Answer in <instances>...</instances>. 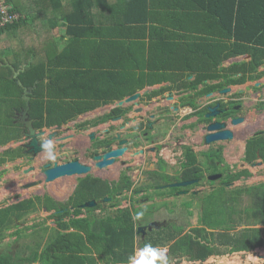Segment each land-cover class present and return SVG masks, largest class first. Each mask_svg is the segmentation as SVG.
<instances>
[{"label": "trees", "instance_id": "obj_1", "mask_svg": "<svg viewBox=\"0 0 264 264\" xmlns=\"http://www.w3.org/2000/svg\"><path fill=\"white\" fill-rule=\"evenodd\" d=\"M8 1L21 14L24 8L18 6L16 0ZM29 1L24 10L28 19L24 17L0 30V44L5 38L27 37L19 48L3 47L1 51L4 59L0 64H5L0 68H6L7 73L0 76V85L5 86L0 88V108L8 109L9 103H18L14 100L16 97L20 101L17 108L7 111L8 119L3 122L6 129L18 124L26 130L17 123L15 114L26 108L22 100L24 88L33 91L29 113L35 119V128L42 130L74 121L97 108L133 96L139 90L168 81L180 80L178 88L191 90H198L208 81H220L217 85L206 84L197 92V96H202L264 78V70L260 71L264 66V0ZM61 27L65 32L56 39L54 32ZM29 34L38 42L31 41ZM51 41L63 42V46L55 51ZM41 49H45L46 58L41 55ZM6 56L14 57L15 61L8 63ZM242 56L251 59L223 67L229 59ZM187 76H195L196 80L190 82ZM9 98L14 101H8ZM2 102L7 104L3 106ZM257 107L258 112L264 111V103ZM18 139L19 136L15 138ZM10 140L11 137L4 138L0 146ZM223 152L224 147H221L219 151L204 154L208 160L206 171L219 172L215 162L217 158L222 166L226 164ZM24 154L23 147L9 149L0 156V166L23 158ZM243 160L251 165L259 160L264 162L263 132L248 139ZM182 168L179 176L162 178L173 184L204 177L198 154L190 148L184 154ZM230 172L229 166L224 174L229 182L253 176L249 169ZM128 180L123 174L122 191L125 185L129 188ZM100 183L91 176L82 179L66 202L45 194L1 208L0 232L21 220L24 214L39 210L54 212L48 218L56 221V228L35 224L19 230L17 235L30 239L31 244H25L22 252H4L0 255V264H128L129 256L136 253L137 239L140 249L146 243L166 247L173 242L172 253L191 260L264 247V228L257 226L264 224V215L258 216L253 210L255 227H245L236 235L234 230L244 220L243 216L246 217L245 208L241 207L238 212L241 217L236 213L232 216V202L228 206L218 198L200 203L203 207L200 225L190 229V233L182 236L183 228L175 233H163L162 230L171 225L167 224L144 237L138 234L137 228L149 222V214L135 220L134 214L139 210L134 207L120 208L121 202L104 203L105 197L116 195L120 190L116 187L121 184L114 187L105 184L104 189ZM263 186L264 183L240 188L234 193L237 196L233 204H239L245 195L253 203ZM163 189L177 190L169 185ZM164 193L159 188L158 195L162 197ZM92 200L98 203L96 207L82 208ZM261 202L264 198L256 201L255 207L259 208ZM218 204L220 210L225 209L220 214L212 210ZM115 206L117 209H113ZM248 218L252 217H246V221ZM145 219L148 221L143 224ZM45 231L47 234L41 235Z\"/></svg>", "mask_w": 264, "mask_h": 264}, {"label": "flooded vegetation", "instance_id": "obj_2", "mask_svg": "<svg viewBox=\"0 0 264 264\" xmlns=\"http://www.w3.org/2000/svg\"><path fill=\"white\" fill-rule=\"evenodd\" d=\"M186 78H188L190 82L196 80L195 76H187ZM219 82L220 81L218 80L208 81L201 84L198 90H191L187 88H178V86H180L181 84L180 80L176 83L173 81H168L163 84L155 85L153 87H147L148 89L145 88L143 90L137 91L140 92V97L133 102L120 106L114 104V107L110 110H106L105 107L109 106L105 105L97 108L94 111L79 116L76 120L67 122L66 124L54 126L51 128H44L42 130L37 129L40 133L39 141L41 146L47 140H51L53 142V150L57 155L58 162L56 161L53 164L50 163V159L47 157L45 151H42L38 155L28 154L27 149L24 148L25 143H22L23 146L21 147L24 148L25 153V156L23 158L32 163V166L29 168L33 167L34 171H32L31 174L33 173V175L38 176V178L33 181L45 179L44 171L46 165L48 164H51L52 168L55 163L62 165L73 161H80L82 164L90 167L89 173L76 175V185L73 191L68 194L67 200L58 201H68L70 197L75 193L79 182L82 179L91 176L92 178L99 180L101 182V186H103L104 189L105 184L107 186L121 184L120 186L116 187L120 189L117 190L118 192L116 193V195L113 197H105L103 199L104 203L113 202L114 205L121 202L120 208H122L124 202H129L127 206L139 209V211L142 209L144 213L149 212L150 215H152L157 209L149 207L143 208L144 203L146 205L148 203H154L156 200H158V198H160V201H162L163 203H166L164 200H166L167 198L172 199L174 198V196L178 197L183 195H190L198 197L205 194L207 191H205V187H203L202 189H196L197 186L202 185L203 182L205 184V181H221L219 179L210 180V176L221 174V190H223L227 195L233 196L234 199L235 196H237L234 195V193H238L240 188L242 189V187H248L250 185L243 184L242 186L235 187V184L238 181L229 182L227 179H224L223 173H209L207 175L206 173H208V171L204 172V177L190 180L197 181L196 185H193L192 188L188 189L187 187H180L181 189H178L173 194L165 192L162 197L158 195L159 188L163 190L164 186L172 184L162 181V176H174L175 173H171L169 169H174L176 172H179L183 169L182 157H184L187 149L190 148L193 152L197 154L201 153V155L204 156V154L212 150L210 149L211 146H216L217 144L220 145L219 143H222H206L207 131L205 128L208 124L217 121H225L229 126H234L232 125V121L240 117L245 118V122H247L249 113L244 114L243 110H241V107H247L245 104V100H243V95L232 94V92L226 95L222 94V90L231 88L230 86L225 87L224 89H218L202 96H197V92L203 90L206 84L217 85L219 84ZM260 88L256 90V94L259 93ZM263 89L264 88H261L262 93L260 91V97L262 100L264 99ZM158 92L160 93L156 95V93ZM209 94H211L212 96L208 97ZM22 100H24L23 96ZM219 104L220 107L217 111L226 110L227 112L225 114L228 116V119H223V116L225 114L217 115L215 119H207L206 116L212 112L211 109H215ZM258 105L259 102L257 103V106ZM21 112L17 114H20ZM259 113L261 115L263 114V112ZM88 114L92 115L81 119V117ZM262 118L257 119L255 123H252V128L250 126V130L253 128L258 130L255 134L259 132L264 133V127L261 124ZM72 123L74 124L71 125ZM55 127L60 128L56 132L50 131V129H53ZM23 140L24 138L22 136V138L17 140V142L21 143V141ZM207 146L210 149L208 151L204 149ZM221 147L222 146L218 147L214 151H219ZM196 148L200 150H196ZM122 149H125V152L123 154L119 156H110L107 158L108 161L113 160V163H109L103 167H99L98 164L104 161L106 154ZM176 156H178V159H176ZM97 157L100 158L97 159ZM39 159H42L43 162H40V165H36ZM173 160H175V162ZM215 163L218 164L219 167L222 166V164L218 162L217 158ZM147 165H149V169H146ZM135 166H140V171L134 173L136 174V176L131 175L130 173L134 171ZM199 167L203 169V171L205 170V168L200 164ZM4 171L5 169L0 170V174ZM145 172L146 176L143 175V173ZM123 174H126V176L129 178V180L126 182L129 188H127L125 185V189L122 191ZM243 180L245 181L247 180V178ZM180 182H188V180H179L175 183ZM137 185H139L140 187L137 188ZM50 186L58 187L59 183H54ZM213 187L214 185H212V188ZM45 188L47 189L46 186ZM9 189L10 187H8V190ZM213 191L214 189H211L208 192L212 193ZM63 194L66 196V191L58 194V197H61V195ZM106 198H109L110 200L105 201ZM243 198L246 201L250 200L247 195L243 196ZM192 200H195V197H192ZM113 209H117V207L115 206ZM98 211L97 213L101 214V210ZM54 222L56 224L55 220ZM154 222L155 225L153 226V231H160L162 227H165L168 224L167 221H163L161 223L156 220H150L148 223H146V225L142 226H148L149 224ZM17 227L19 228V230L23 229H20L18 225ZM192 228L195 227H191L190 229ZM190 229L189 231H184L182 236L190 233ZM17 232L18 231H13V233ZM172 245L173 242H171L166 248V255L168 256L169 264H206L210 258L214 257L211 256L205 260H191L187 256L178 257L174 253H172ZM229 249H232V247H230ZM2 253L3 251L0 252V255ZM8 253L13 254V252ZM229 254H232V252H229L225 255Z\"/></svg>", "mask_w": 264, "mask_h": 264}, {"label": "rangeland", "instance_id": "obj_3", "mask_svg": "<svg viewBox=\"0 0 264 264\" xmlns=\"http://www.w3.org/2000/svg\"><path fill=\"white\" fill-rule=\"evenodd\" d=\"M251 88L252 87H250V90H251ZM261 88H264V84L261 86ZM261 88L259 89V94H260V91L262 93ZM246 102H247V105H251V103H253L254 100H253V98L250 97L249 99H247ZM259 104H260V102H259ZM113 107H114V104L109 105V107H105V109L110 110ZM255 108L257 110V115L260 114L258 112V107H254V106L253 107H249V106L245 107L244 106L243 108L241 107V110H243L244 114L250 113V115L248 117L249 121H253V119H254V114H252V113H253V109H255ZM3 111H5V109H3ZM3 113L0 115V122H2V128L0 130V142H1V140H3L6 137H12V133L15 132V130L6 129V126L3 125V121H2L3 120V117H2ZM90 115H92V114H88L86 116H83V117H81V119L89 117ZM223 119L227 120L228 116L225 114L223 116ZM73 124L74 123H72L71 125H73ZM261 124L264 127V118H263ZM250 125H251V123H250ZM239 138H240V135H239ZM241 142L242 141H240L239 143H241ZM230 143H231V141L225 143L224 145L222 144V146L224 147V152L227 151L231 155V152H233L234 150H232V148L229 147ZM232 143H233V141H232ZM15 145H12V146L17 147V143H15ZM220 146L221 145L217 144L216 146H211L210 149L216 150ZM204 149L206 151L210 150L208 148V146L205 147ZM196 150H200V149L196 148ZM237 151L239 152V149H237ZM237 151L235 150L234 153L231 155V157H233V158L237 156V160L233 161L231 166L227 163L225 164L226 166L225 165L220 166L218 168L219 172H217V173L225 174L226 171L229 169V166H230V171H231L230 173H232V174L236 173L237 171H241L243 169H249L253 173L254 176L252 178H250L247 182H245L244 180H240V181L236 182L235 187L236 186H242L243 184H247V185L263 184L264 183V165L257 164L255 166H250L248 164L243 163L242 162L243 158L242 159L239 158L240 153H238ZM3 152H5V147L0 148V155ZM54 155H55V159L49 160V162L52 164L58 160L57 155L55 153H54ZM206 156L208 157V155H206ZM176 157H177L176 159H178V156H176ZM204 158L205 157L200 154L199 164L205 168L204 171L202 170L203 173L207 169L205 163L208 164V160L206 158L205 159ZM20 159L21 158H19L16 162H10V163H7L6 165L0 167V170L5 169V171L0 174V192H1L0 193V209L5 208L11 204L17 203V201L19 199L27 200L30 198H34L36 196H42L45 193L50 195L52 198H55L58 200H67L68 194H70L73 191V189L76 185L75 178L77 176H73V177H69V178H65V179L64 178L58 179L57 181H54V182H51L48 184H42V185H39L36 187H32L30 189L21 190L20 184L23 185V184H26L30 181H33V180L37 179L38 176L33 175V173L31 174V172L28 174H25L24 170L29 169V167L32 166V163H30L27 160L21 161ZM40 162H43V160L39 159V161H37L36 165H40ZM146 167H147L146 169H149V165H147ZM139 171H140V166H135L134 171H132L130 173H131V175L136 176V174H134V173L139 172ZM169 171L171 173H175L174 169H171V170L169 169ZM148 172H149V170H148ZM13 174L15 175V177L13 176ZM206 174L208 175L209 172ZM143 175L146 176V172L143 173ZM27 177H30V178H27ZM79 179H81V178H79ZM224 179H226V177H224ZM219 180L222 181L221 178ZM162 181H165V179L162 178ZM221 181H217V182L216 181H208V182L205 181V184L203 182L202 185L197 186L196 189H202L203 187H205V191H207L205 194L200 195L198 197L197 196H190V195L189 196L183 195V196H178V197L174 196V198H172V199L167 198L166 200H164L166 203H162V201H160V198H158V200H156L154 203H150V204L148 203L147 205L144 203L143 208L149 207V208L157 209L154 211V213L152 215H150L149 212H145L144 215L146 214V216H148V214H149L150 216L154 217L153 218V217L149 216L148 217L149 221L150 220H156V221H159L161 223L163 221H167L168 224H171L170 226H168L162 230L163 233H167V232L175 233L176 231H179L181 228H183L185 231H189V229L191 227H196L197 225H200L199 217L201 215V211L203 208L201 206V204H203L204 201H207L209 199H217L218 198L224 202L223 204L228 205V206L232 202L231 205L233 206V202H234L233 196L225 195L224 191L221 190V188H222V185L220 184ZM54 183H59V186L58 187L50 186L51 184H54ZM180 183H182V182H180ZM180 183H178V184H180ZM212 185H214L213 188H212ZM45 186L47 187V189L45 188ZM8 187H10L9 190H8ZM138 187H140V186L137 185V188ZM192 187H193V185L187 186L188 189L192 188ZM178 189H181V188L178 187L177 190ZM211 189H214V191L212 193L208 192ZM64 191H66V196L59 198L58 194H60ZM166 192H169L170 194L174 193V191L173 190L171 191L170 189H167ZM255 193H257V192H255ZM260 193L258 194V197H259L258 199H257V196H254V198H253L254 202L253 203L251 202V200H248L246 202H242L241 206L238 207V209H240L241 207L245 208L244 211L246 213V217L251 216L252 218H248L246 221V219H245L246 217L243 216L244 220L240 221L239 226L237 227V229L234 230V233L236 235L240 233V231H239L240 229H244L245 227H248V228L255 227V225L257 223H256V219L252 213L253 210L256 211L258 216L264 215V202L260 203L259 208L255 207V202L256 201L259 202L264 198V186L261 187ZM192 197H195V200H192ZM184 203H185V205H182ZM128 204H129V202H124L122 207H127ZM153 204H154V207H153ZM189 207H191V208L189 209ZM137 210H139V209H137ZM212 210H214L216 213L220 214V212L222 210H225V209L220 210L219 204H218L215 206V208L212 207ZM140 211H142V209ZM140 211H137V212H140ZM238 212H239V210L232 207V216L234 213H236L237 217H241V213H238ZM50 213L51 212H45L44 210H39V211L30 213V214H26V215L24 214L22 216L21 220H18L13 225H12V223L9 224L2 232H0V252L3 251L2 254H4V252H11V253L13 252V254H15V253H18L19 251L22 252V250H24L25 244H31L30 239H27L24 236L19 237L17 235V233H13V231H19V228L17 227V225L20 227V229L23 228L22 230H24V228L30 227V226L35 225V224H38V225H40V227H43V228L44 227L55 228L56 224H53L52 223L53 220L48 218ZM148 220L145 219L142 223L144 224ZM226 223H227V221L224 224H226ZM263 225H260V227L264 228ZM39 232L42 233L41 230H39ZM52 233L53 232H51V234ZM46 234H47V231H45L41 235H46ZM263 236H264V231H263ZM15 237H16V239H15ZM226 247L228 248V246H226ZM162 248H167V247L164 246ZM263 256H264V247H262L261 249L257 248V249H253L250 251H242V252H236V253L232 252V254L225 255V256H219V257L214 256V257L210 258L206 264H213V263H216V264H234V263H237V264H264V257ZM194 264H197V263H194Z\"/></svg>", "mask_w": 264, "mask_h": 264}, {"label": "water", "instance_id": "obj_4", "mask_svg": "<svg viewBox=\"0 0 264 264\" xmlns=\"http://www.w3.org/2000/svg\"><path fill=\"white\" fill-rule=\"evenodd\" d=\"M247 59H249L250 57L247 56ZM264 69V67H262ZM20 83V82H19ZM21 84V83H20ZM262 83L259 81L256 83L257 87H261ZM32 89H27L24 88V95H23V99L26 101V108L24 111H22L20 114H17V121L18 123L22 124L25 128L26 131L23 133L24 134V140L21 141V143H25V149H27V153L28 154H35L38 155L39 153H41L42 151H44V149L42 148V146L40 145V141H39V136L40 133L38 132V130L34 127V119L30 118V101H31V94H32ZM232 92V88H226L224 90H222V94L226 95L228 93ZM212 95L209 94L208 97H211ZM140 97V92H137L135 95L128 97L122 101H119L116 103L117 106L120 105H124L130 102H133L135 100H137ZM173 98V97H171ZM220 107V104L215 108V109H211L212 112L210 114H208L206 116L207 119H211V118H216L217 115L220 114H225L227 111L226 110H221V111H217L218 108ZM245 122V118L240 117L238 119H235L234 121H232V125L237 126V125H241ZM60 127H55L53 129H50V131L52 132H56ZM207 131V135H206V143L207 144H212L215 142H228V141H232L234 140L236 134L233 130L230 129V126L228 125L227 122L225 121H217V122H213L207 125V127L205 128ZM125 152V149L122 150H118V151H112L108 154L105 155L104 161L99 165V167H103L106 164L109 163H113V160L108 161L107 158L110 156H119L121 154H123ZM100 157H97V159H99ZM51 164L46 165L45 167V171H44V175H45V179L44 180H37V181H33L30 183H27L25 185H23L21 188L26 190V189H30L32 187H36L45 183H50L53 181H56L58 179L67 177V176H76V175H83V174H88L90 171V167L82 164L80 161H73L67 164H62L59 165L58 163H55V165L51 168ZM34 171V168H29L24 170L25 174H28L30 172ZM222 177V175H214V176H210V180H218ZM197 183L196 180L193 181H188V182H182L180 184H171L169 185V187L175 188V187H186L189 185H193ZM109 198H106L105 201H109ZM21 199H19L17 201L20 202ZM97 205V202L95 200L93 201H89L87 203H85L82 208H92L95 207ZM54 224V221L52 222ZM155 225V223H151L148 226H140L138 228V233H142L143 235H145L147 233V231H153V226Z\"/></svg>", "mask_w": 264, "mask_h": 264}, {"label": "crops", "instance_id": "obj_5", "mask_svg": "<svg viewBox=\"0 0 264 264\" xmlns=\"http://www.w3.org/2000/svg\"><path fill=\"white\" fill-rule=\"evenodd\" d=\"M16 2L18 3V6H22L23 8H24V10H25V8H27L28 7V3H30V1L28 2V0H16ZM14 6V5H13ZM15 7V6H14ZM24 10L21 12V14L25 17V19L27 20L28 19V15H26L25 13H24ZM18 12H20V11H18ZM29 12V11H28ZM65 32V28L64 27H61V28H58L57 29V31L56 32H54V37L56 38V39H59L60 38V36L63 34ZM37 33H39L40 35H41V32L40 31H37ZM30 35V34H29ZM31 36V41H37L36 40V37L34 36H32V35H30ZM22 40H23V42H24V40H27V37H22V36H17L16 38H12V37H10V38H5L4 39V41H3V43L2 44H0V60H3L4 59V53L3 52H1L2 51V48L3 47H9L10 49H15L16 47L17 48H19V46L22 44ZM38 42V41H37ZM52 44H54V50L56 51L57 49H61V47L63 46V42H58V43H53L52 41H51V45ZM41 51L42 52H40L41 53V55H43L44 56V58H46V52H45V49H41ZM54 52V51H53ZM52 54H56V52H54V53H52ZM247 56H242V57H237V58H231V59H229L228 61H226L224 64H223V67H229L230 65H232L233 63H235V62H240V61H250V59L251 58H249V59H247L246 58ZM250 57V56H249ZM6 59L8 60V63H13V61H15L14 60V57H12V56H6ZM4 64V62L3 63H1L0 64V67H1V65H3ZM264 69L263 68H260V71H263ZM6 73H7V71H6V68H5V70H3V69H1L0 68V76H2L3 74H5L6 75ZM5 78L3 77L2 78V80H4ZM261 83H262V85L264 84V78H262L261 80H259ZM256 83L257 82H247L246 84H244V85H232V86H230L231 88H232V94H242L243 95V100H245V104H246V106H249V107H251V105L252 106H254V107H257V103L258 102H261V103H263V100L261 99V94H259V93H255V91L256 90H258V89H256V88H260V87H257L256 86ZM261 85V86H262ZM4 85H0V88L1 87H3ZM5 87V86H4ZM250 87H252L251 88V90H250ZM148 89V88H147ZM253 98V100H254V102L253 103H251V105H247V99H249V98ZM17 98V97H16ZM16 98H14V100L15 101H18V103H9L8 104V106H9V108L7 109V108H4L5 109V111H3V109L2 108H0V115L3 113V115H2V117H3V122H5L7 119H8V117L6 116V114H7V111H9V110H11V111H13V108H17V106H19L20 105V101L19 100H17ZM126 99V98H125ZM10 100H13V98H9L8 99V101H10ZM13 100V101H14ZM3 103V106H5L7 103H5V102H2ZM9 113V112H8ZM17 113H19L18 112V110L17 111H15V114H17ZM252 114H254V119H253V121H249V118L247 119V122H245V123H243V124H241V125H237V126H230V129L231 130H233L234 132H235V134H236V136H235V138H234V140H232L233 141V143H232V141H231V143L229 144V147H231L232 148V150H236L237 151V149H239V152L238 153H240V159H242V158H244V155H245V151H246V143H247V141H248V139H250V138H252L254 135H255V133L258 131L257 129H255V128H253V129H251L250 130V126H251V128L253 127L252 126V123H255V121L257 120V119H261L262 118V116H263V118H264V112H263V114L261 115V114H259V115H257V110H256V108L255 109H253V113ZM251 114V115H252ZM249 115H250V113H249ZM249 117V116H248ZM263 118H262V120H263ZM250 123H251V125H250ZM7 129H12V130H15V132H13L12 133V136L13 137H11V140H10V142L9 143H7L4 147H5V151H7V150H9V149H13V150H17V149H19L21 146H23L22 145V143H18L17 144V147H15L16 145H15V143L17 142L16 140H15V138L16 137H20V138H22V135H23V138H24V128H21L18 124H16V126H14V127H12V128H7ZM15 135V136H14ZM239 135H240V138H239ZM245 136V137H244ZM244 137V138H243ZM240 141H242L241 143H239ZM225 143H227V142H222V143H219L221 146H222V144L224 145ZM12 145H15V146H12ZM2 145H1V147L0 148H4ZM223 147V146H222ZM234 151L233 152H231V155L234 153ZM197 154V153H196ZM201 154V153H200ZM200 154L198 153V159H199V156H200ZM231 155H230V153L229 152H227V151H225V152H223V157H224V159H225V161H226V163L227 164H229V165H231L232 164V162L233 161H236L237 160V156L236 157H231ZM238 155V154H237ZM177 158V157H176ZM182 159H184V157H182ZM21 161H24L25 159L23 158V159H20ZM174 162H175V160H173ZM10 163V162H9ZM182 172H183V169L181 170V171H179V172H176L175 171V174H174V176H179L180 174H182ZM13 176L15 177V175L13 174ZM254 176V175H253ZM253 176H251V177H248L249 179L250 178H252ZM9 177V176H8ZM27 178H30V177H27ZM244 179H246L245 177H243ZM242 178V179H243ZM241 179V180H242ZM249 179H247V180H245V182H247ZM247 185V184H246ZM257 185H259V184H256V185H252V186H257ZM20 186H21V184H20ZM251 186V185H250ZM63 196H65L64 194L63 195H61V197H63ZM61 197H59V198H61ZM261 249V248H260Z\"/></svg>", "mask_w": 264, "mask_h": 264}, {"label": "clouds", "instance_id": "obj_6", "mask_svg": "<svg viewBox=\"0 0 264 264\" xmlns=\"http://www.w3.org/2000/svg\"><path fill=\"white\" fill-rule=\"evenodd\" d=\"M24 17V16H23ZM262 68V67H261ZM20 84V83H19ZM131 97V96H130ZM122 101V100H121ZM117 102H119V101H117ZM117 102H115V103H117ZM114 103V104H115ZM110 105H112V104H110ZM107 106H109V105H107ZM16 121H17V118H16ZM17 123H18V121H17ZM26 131V130H25ZM23 136V135H22ZM17 141V140H16ZM229 142V141H228ZM17 144H18V142H16ZM24 143H26V142H24ZM21 148V147H20ZM25 148V147H24ZM42 148L44 149V151L46 152V154H47V157L49 158V159H52V160H54L55 159V155H54V146H53V142L51 141V140H47L46 142H44L43 144H42ZM18 160V159H17ZM17 160H15V161H13V162H16ZM243 163H245V164H248V165H250V166H255V165H257V164H259V165H264V163L262 162V160H259V161H257L255 164H253V165H251V164H249V163H247V162H245L244 160L242 161ZM231 166V165H230ZM246 178V177H245ZM244 179V178H243ZM242 179V180H243ZM247 179H249V178H247ZM37 181V180H36ZM31 182H33V181H31ZM28 183H30V182H28ZM27 184V183H26ZM173 184H177V183H173ZM23 185H25V184H23ZM22 185V186H23ZM171 185V184H170ZM193 185H196V183L195 184H193ZM260 185V184H259ZM21 186V187H22ZM258 186V185H257ZM187 187V186H186ZM175 188H178V187H175ZM21 190H23L22 188H21ZM161 191H163V192H166L164 189L163 190H161ZM45 195V194H44ZM44 195H42V196H44ZM37 197V196H36ZM31 199V198H30ZM55 199V198H54ZM245 200L244 198H243V196L241 197V199L239 200V204H233V206L232 207H234V208H236L237 210H240V209H238V207L239 206H241V200ZM25 199H21V201L20 202H22V201H24ZM55 200H57L58 201V199H55ZM242 200V202H246V200L245 201H243ZM248 201V200H247ZM19 203V202H18ZM15 204H17V203H15ZM231 204V203H230ZM127 207H129V206H127ZM191 207H189V209H190ZM45 212H47L46 210H44ZM54 212H51L50 213V215L51 214H53ZM144 216V212L143 211H140V212H136L135 214H134V219L135 220H140L142 217ZM54 221V220H53ZM155 223V222H154ZM54 224H55V222H54ZM199 225H197L196 227H198ZM258 227H260V225H257ZM56 228V227H55ZM139 228V227H138ZM138 228H137V232H138ZM261 228V227H260ZM240 230H242V229H240ZM239 230V231H240ZM185 231V230H184ZM149 232V231H148ZM147 232V233H148ZM152 232V231H151ZM138 234H141V233H138ZM146 235V234H145ZM145 235H144V237H145ZM167 247V246H166ZM166 252H167V249L166 248H161V247H155V246H153L151 243H146L141 249H140V247H139V239H137V250H136V253L134 254V255H132V256H129V258H128V264H169V259H168V256L166 255Z\"/></svg>", "mask_w": 264, "mask_h": 264}, {"label": "built area", "instance_id": "obj_7", "mask_svg": "<svg viewBox=\"0 0 264 264\" xmlns=\"http://www.w3.org/2000/svg\"><path fill=\"white\" fill-rule=\"evenodd\" d=\"M23 17L16 12L8 0H0V30L19 22Z\"/></svg>", "mask_w": 264, "mask_h": 264}, {"label": "bare ground", "instance_id": "obj_8", "mask_svg": "<svg viewBox=\"0 0 264 264\" xmlns=\"http://www.w3.org/2000/svg\"><path fill=\"white\" fill-rule=\"evenodd\" d=\"M72 177H73V176H72ZM65 178H69V177H65ZM65 178H64V179H65ZM56 181H57V180H56Z\"/></svg>", "mask_w": 264, "mask_h": 264}]
</instances>
